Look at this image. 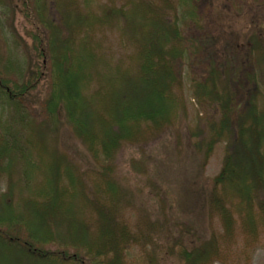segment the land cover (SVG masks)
<instances>
[{
    "label": "trees",
    "instance_id": "1",
    "mask_svg": "<svg viewBox=\"0 0 264 264\" xmlns=\"http://www.w3.org/2000/svg\"><path fill=\"white\" fill-rule=\"evenodd\" d=\"M54 1L57 18L50 16L45 0H0L1 9L12 7L22 15L31 40V60L14 45L7 56H0V96L14 109L13 123L19 121L29 130L22 141L18 131L12 134L11 125L4 127L0 175L11 167L13 154L25 164L43 129L21 102L40 86L48 70L51 89L42 104L47 130L64 114L76 137L94 154L100 148L101 159L112 163L121 146L137 136V127L161 128L172 122L180 102L179 65L186 57L193 60L204 42L198 33L200 0H120L104 5L97 19L77 6V0ZM96 22L118 28L128 40L130 64L112 66L100 54L101 46L93 45L90 35ZM246 51L249 68L243 57L237 64L230 59L227 66L211 60L192 79L195 99L210 114L197 150L205 161L216 144H226L207 201L224 235L212 233L205 239L195 233L198 242L192 247L179 239L182 264L213 263L221 255V240L229 241L237 224L251 237L248 244L257 229L264 228V101L258 99L260 75L254 68L262 69L264 63L260 34L252 35ZM94 79L99 86L89 93ZM50 168L37 193L42 201L37 202L31 191L35 199L24 200L27 214L22 205L0 201V264H129L127 253L133 245L148 246L146 234L137 235L119 216L125 198L112 179L111 165L99 169L91 191L66 160L56 159ZM23 175L30 177L25 170ZM28 186L24 181L23 189ZM91 210H96V217Z\"/></svg>",
    "mask_w": 264,
    "mask_h": 264
},
{
    "label": "rangeland",
    "instance_id": "2",
    "mask_svg": "<svg viewBox=\"0 0 264 264\" xmlns=\"http://www.w3.org/2000/svg\"><path fill=\"white\" fill-rule=\"evenodd\" d=\"M79 1L81 3L77 0V6H83L85 12L96 16V19L102 14L104 5L120 3V0ZM262 1L200 0L202 21L198 33L202 34L204 42L193 60L186 57L179 65L178 74L182 79L178 92L180 102L172 122L161 128L152 124L137 127V136L121 146L112 163L101 159L100 148L96 149L95 155L76 137L64 114L55 121L53 128H49L51 131L47 130L49 123L42 113V104L51 89L48 70L40 86L21 102V108L32 115V121L35 120L37 126H43L37 139H34L33 149H29L32 152L28 158L35 161L36 167L29 165V159L24 164L13 154L10 157L11 167L0 175V201L5 200L16 208L22 205V212L27 214L24 200L35 199L30 196V191L37 194L44 187L56 159L70 163L75 174L82 177L88 191L99 179V169L111 165L115 170L112 179L125 198L119 216L137 235L143 236L141 231L145 233L148 243L146 248H143V243L131 247L127 253L129 264H182L177 254L181 242L186 247H192L198 242V239L194 241L197 234L205 239L212 233L223 237L221 220L218 216H210L207 201L212 180L221 170L226 144H216L205 161L197 150V143L206 135L210 114L195 99L192 79L211 60L227 66V61L232 58L234 64L242 57L243 60H248L247 56L250 58L246 50L251 46L252 35L260 34L264 39ZM45 2L50 16L56 14L57 18L59 12L55 1ZM9 8L0 7V56H7V51L14 45L19 54L29 61L31 40L26 35V21L19 12ZM93 25L90 35L93 45L101 46L100 54L107 56L112 66L119 62L130 64L132 48L119 29L111 25L101 26L97 22ZM245 62L247 69L249 64ZM257 66L254 68L260 75L261 91L258 99L263 102L264 63L262 69ZM98 86L94 79L87 92L92 93ZM13 113L12 105L0 96V140L5 137L3 131L7 125L14 129L13 135L19 132L16 134L22 141L26 139L25 135L28 137L29 130L22 129L23 123H13L10 116ZM23 170L30 175L29 178L24 177ZM24 181L29 183L28 190L23 189ZM9 191H12V197L8 196ZM6 193L7 197L3 198ZM36 201H42L38 194ZM95 211L90 212L94 217ZM248 238L251 239L237 224L233 237L229 241L221 240V255L211 264H264V228L257 229V236L250 241L251 244H248Z\"/></svg>",
    "mask_w": 264,
    "mask_h": 264
}]
</instances>
